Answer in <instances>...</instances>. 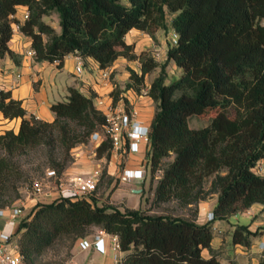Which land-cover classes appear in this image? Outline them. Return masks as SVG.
Segmentation results:
<instances>
[{"label": "trees", "instance_id": "16d2710c", "mask_svg": "<svg viewBox=\"0 0 264 264\" xmlns=\"http://www.w3.org/2000/svg\"><path fill=\"white\" fill-rule=\"evenodd\" d=\"M19 4L29 12L24 20L13 15ZM52 11L58 13L60 31L43 18ZM167 11L175 13L170 25L177 32V43H168L167 60L173 59L181 74L166 83L163 63L148 85L156 103L148 160L152 171L162 168L154 200L176 198L189 204L216 192L213 218H225L255 202L264 209V173L252 170L264 160V0H0V56L17 60L8 45L15 22L30 37L35 60L61 65L64 56L73 53L91 56L106 67L118 55L136 57L124 38L130 28L149 33L167 29ZM138 58L140 72L130 68L126 87L139 89L145 73L157 65L152 55L141 53ZM119 91H111L114 100L120 98ZM50 108L52 119L38 118L10 90L0 89L3 116L20 118L16 131L0 133V206L5 197H20L17 181L23 176L26 180L18 155L39 151L59 176L72 160L70 149L105 122L93 96L74 86ZM208 110L215 113L206 125L189 126L191 114ZM110 152L109 139L101 140L96 156L108 157ZM171 153L173 158L161 166ZM211 220L198 223L139 208L99 205L93 197L62 195L35 202L14 232L24 264H35L57 239L73 242L84 236L91 225L117 234L125 264H222L210 243ZM262 228L264 224L251 230L248 223H235L232 242L249 246ZM203 248H208V256ZM258 264H264V256Z\"/></svg>", "mask_w": 264, "mask_h": 264}, {"label": "crops", "instance_id": "0c3cea01", "mask_svg": "<svg viewBox=\"0 0 264 264\" xmlns=\"http://www.w3.org/2000/svg\"><path fill=\"white\" fill-rule=\"evenodd\" d=\"M24 8L23 4L17 6V17H19ZM124 38L127 42L132 43L136 54L148 49L157 62H165L167 60L168 43L166 36L154 41L150 35L145 34L142 30L130 28L125 33ZM8 45L16 53L17 60L9 54L0 56V89L10 90L11 95L21 99L22 105L26 110L36 117L46 120L52 119L54 112L51 110L50 104L57 100L66 99L69 86L77 87L87 96L92 95L94 105L96 104V97L110 93L114 87H118L120 89V99H126L127 102L133 104L138 109L137 119L143 124L149 125L151 123L155 112L152 97L142 95L132 87H124V84L129 81L130 68L140 72V63L137 59L128 60L123 55L116 57L109 65L112 72V84L104 85L101 83L100 78L101 67L91 56L82 57L83 69L80 73H76L75 71L76 55L73 53L66 54L61 65H58L57 61L35 60L34 56L26 52L30 46V37L22 33L16 24H13V33L8 41ZM173 62V59H169L167 67L170 66L176 69V65ZM155 70L154 68L151 72L145 73L143 80L145 85L149 84L157 74L158 70ZM15 72L21 73L20 78L16 79ZM19 120V117L11 119L4 117L0 111V132L8 128H13L16 131ZM95 145L96 141L94 142L92 139H89L86 144L80 143L74 146V157L71 164L59 175V191H61L62 195H68V180L72 175L76 173H89L96 167L97 163H95V159L93 158L95 155L93 147ZM147 151L148 147L145 145H141L140 150L134 152L118 153L111 151L106 161V172L118 177V173L122 168L139 167L142 163H145ZM102 158L100 156L97 160L101 161ZM143 178L121 181L120 184L124 183L125 189L132 191V193H141ZM30 200L29 206L31 207L35 203V199L31 197ZM95 201L98 204L96 199ZM216 201L217 193L212 194L207 199L199 200L194 220L198 223L208 221L206 218L207 212L213 209ZM18 206H23V209H26L28 204H18ZM188 206L191 205L188 204ZM244 210L252 216L251 221L248 222L251 230H255L258 226L264 224V209L261 203L255 202L238 212ZM227 217L212 218L211 220L213 236L210 243L214 249H218L220 262L222 264H258L260 257L264 256V248L260 247V244L264 243V228L253 237L252 243L249 246L233 243L231 229L235 223L230 225ZM17 222L18 219L0 218V230L7 232L15 231ZM111 252L113 253V249L110 247H108L105 253H100L93 248L78 249L67 263L114 264ZM202 254L208 256L210 254L208 248H203Z\"/></svg>", "mask_w": 264, "mask_h": 264}, {"label": "rangeland", "instance_id": "374dc122", "mask_svg": "<svg viewBox=\"0 0 264 264\" xmlns=\"http://www.w3.org/2000/svg\"><path fill=\"white\" fill-rule=\"evenodd\" d=\"M174 14L175 13H171L169 11L166 12L165 21L168 24L167 29H163L162 27H158V28L154 29L152 33H149V32L144 31L142 29H140V30H142V32H144L145 34L150 35L154 41L158 40V38H162V37L166 36L167 43H170V34H171V30L173 29L170 25V21H171V18L174 16ZM19 16H20V14H19ZM43 18L45 19V21H47L52 26H54V28L57 31H60V26L58 23L59 17H58V13L56 11H52L49 14L44 15ZM260 22L264 24V18H261ZM127 43H131V42H127ZM131 51H132V53H134L136 55V57L129 58L126 55H123V56H125L128 60L137 59L139 63H140V60H139L138 56L141 53L151 55L149 53L150 50H148V49L142 50L139 52V54H136V52L133 49V45H132ZM167 62H168V60H165V62L159 61V62H157V65L154 67L159 72L161 65L163 63H165V74H166L165 75V82L166 83L174 80L175 78H177L181 74V67L180 66H178L175 62H173L176 65V69H173L170 66L167 67V65H168ZM151 71H149V72H151ZM158 72H157V74H158ZM110 76H111V74H110ZM148 85L149 84L145 85L144 82H142L140 84L139 89H135V91L140 92L142 95H149L147 93ZM124 87L126 88L125 84H124ZM143 92H145V93H143ZM125 101H126L125 102L126 106H129L130 103L127 102L126 99H125ZM153 104H154V108H156L155 101L153 102ZM228 111L231 114L234 113L232 107H228ZM214 113H215L214 110H208V111H205V112L199 113V114H191L188 117V124L191 127L204 126L209 122L211 116ZM2 132H0V133H2ZM89 139H90V137L87 139V141L80 142V143L86 144L89 141ZM80 143H78V144H80ZM73 152H74V146L70 149V155L72 157V160L74 157ZM148 152H149V150L147 151V155H146V159H145L146 172H145V176L143 178L144 181L142 182L143 189H142L141 193L140 192H137V193L133 192L132 193V191L125 189L126 186L124 185L123 182H122L123 184H120L121 181L117 176L110 175L106 172V161H107L109 156L105 157L104 155H102L103 158L100 161V160H97L98 157L96 156V153H95L93 158L95 159L94 160L95 163L99 164L100 174L98 176L99 178L97 181L96 190L91 194L90 198H92V197L95 198L98 201L99 205L106 204V205H110L113 207H118L122 210H124L126 208H139V209H142L149 214L165 213V214L177 215V216L184 217V218L195 219L197 207H198V201L201 199H207L209 196H211L212 194H214L216 192H211V193L206 194L203 198L199 199L196 203H189L191 206H188V204H181L176 198H170V199L165 200V201H158V202L155 201L154 200V189H155V185L157 183L158 178L162 175V168H157L155 171L151 170V165H150L149 160H148V158H149ZM173 155L174 154L171 153L169 156L164 157L162 160L161 166H163L167 161L171 160L173 158ZM72 160L69 161L68 165L71 164ZM17 161L19 162L20 167L23 170V172H25L24 174L26 176V180H24V176H23L20 180L17 181L18 189L20 192V197L14 199V200H11V201H9V199L5 197L6 203L3 206H11V205H18V204H20V205L26 204L27 205L28 204L27 208L23 209L20 212L19 218H18V219H20L21 217L26 215L31 208L29 206V203H30L29 201H31L30 198L33 196L32 188H31V182L33 179H36V178L42 179V180L48 182L51 186L53 185V187L58 188V189L60 188L59 187L60 180H59V176L57 174L54 177H50V178L45 177L46 168L47 167L52 168L53 166H51V164L48 162L46 156L39 155V151L32 150V151L27 152L26 154L22 153V154L17 156ZM259 163L261 164L262 168L259 169L257 173H264V160H261ZM210 179H211V177H208L204 181V187L205 188L209 185ZM136 188H138V187L136 186ZM60 196H62V195L60 194ZM227 219L229 221V224L232 225L234 223H248L251 221L252 216H251V214L247 213V211L244 210L241 212L229 214ZM98 228L99 227H97V226L91 225L88 227V229L86 230L84 235L91 237L97 231ZM76 240H74L72 242V240L70 238H66V239H62V240L57 239V241L50 248H48L46 251H44L43 253H41L39 255V258L37 259L35 264H66L68 262V260L74 255V253L78 250L77 245H76ZM113 252L119 253L120 257L122 259L124 252L121 249H120V251L113 250Z\"/></svg>", "mask_w": 264, "mask_h": 264}, {"label": "built area", "instance_id": "2783aa9c", "mask_svg": "<svg viewBox=\"0 0 264 264\" xmlns=\"http://www.w3.org/2000/svg\"><path fill=\"white\" fill-rule=\"evenodd\" d=\"M24 10L18 17L24 20L28 17V9L24 5ZM16 16V12L13 14ZM17 17V16H16ZM18 26L17 23H13ZM177 43V32L172 29L170 34V44ZM29 55H35V49L28 47L26 51ZM76 55V54H75ZM75 71L80 73L83 69L82 57L76 55ZM111 69L109 66L100 68L101 83L104 85L112 84ZM21 73L15 72L16 79L20 78ZM146 92V91H145ZM143 92V93H145ZM96 108L99 109L105 116V122L100 127L94 129L90 134V139L96 145L93 147L94 154L96 147L101 140L109 139L111 151L128 152L138 151L141 145L150 148L149 125L143 124L137 119L138 109L130 104L126 106L123 99L114 100L112 93L100 95L96 97ZM98 106V107H97ZM262 166L257 162L252 170L258 172ZM145 163H142L137 168H122L118 173L120 181H130L132 179H142L145 175ZM100 174L99 164L89 173H76L68 180V195L83 196L90 199L91 194L96 190L98 176ZM56 176L54 168L47 167L45 177L50 178ZM31 188L35 202H46L60 197L62 195L58 188L51 186L48 182L42 179H33ZM140 190V189H139ZM21 209L18 205L0 206V218L18 219ZM207 220L213 218V211L207 212ZM78 249L93 248L100 253H105L108 247L113 250L120 251L118 236L115 233L107 232L101 228L98 229L91 237L84 235L76 240ZM264 248V243L260 244ZM114 264H124L120 254L113 252ZM23 254L20 252L18 234L14 231L7 232L0 230V264H24ZM68 264V263H66Z\"/></svg>", "mask_w": 264, "mask_h": 264}, {"label": "water", "instance_id": "95a60500", "mask_svg": "<svg viewBox=\"0 0 264 264\" xmlns=\"http://www.w3.org/2000/svg\"><path fill=\"white\" fill-rule=\"evenodd\" d=\"M134 190H136V189H134ZM138 191V190H137ZM20 209H23V206H20Z\"/></svg>", "mask_w": 264, "mask_h": 264}]
</instances>
